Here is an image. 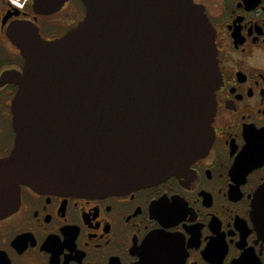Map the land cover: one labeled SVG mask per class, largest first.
Returning a JSON list of instances; mask_svg holds the SVG:
<instances>
[{"label": "water", "instance_id": "water-1", "mask_svg": "<svg viewBox=\"0 0 264 264\" xmlns=\"http://www.w3.org/2000/svg\"><path fill=\"white\" fill-rule=\"evenodd\" d=\"M85 20L23 48L16 144L0 161V213L22 184L80 197L127 194L190 169L215 138V30L193 0H83ZM11 37L21 42L19 32Z\"/></svg>", "mask_w": 264, "mask_h": 264}, {"label": "flooded vegetation", "instance_id": "flooded-vegetation-1", "mask_svg": "<svg viewBox=\"0 0 264 264\" xmlns=\"http://www.w3.org/2000/svg\"><path fill=\"white\" fill-rule=\"evenodd\" d=\"M193 1L215 30L222 77L208 154L127 194L22 184L19 205L0 213V264H264V0ZM86 13L83 0H0V161L16 144L23 48L62 39Z\"/></svg>", "mask_w": 264, "mask_h": 264}]
</instances>
